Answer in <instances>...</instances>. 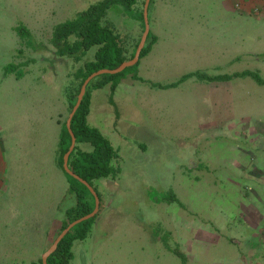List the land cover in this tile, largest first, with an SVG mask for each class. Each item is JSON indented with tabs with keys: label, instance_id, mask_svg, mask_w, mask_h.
<instances>
[{
	"label": "rangeland",
	"instance_id": "1",
	"mask_svg": "<svg viewBox=\"0 0 264 264\" xmlns=\"http://www.w3.org/2000/svg\"><path fill=\"white\" fill-rule=\"evenodd\" d=\"M99 1L0 0V121L8 116L10 123L12 112L17 117L16 131L8 129L7 134L8 175L15 179L0 195V264L37 262L52 246L40 254V239L57 220L51 207L52 178L63 174L51 168L56 115L66 108L73 74L94 58L95 48L80 62L55 54L63 59L58 65L22 70L23 78L5 67L25 56H20L21 47L38 51L39 63L47 62L55 49L53 27ZM137 1L136 8L144 10L146 0ZM263 12L264 0L251 9L241 0H151L150 26L154 16L175 18L165 23L163 38L170 45L173 32L176 46H169L143 76L175 84L194 75L165 91L142 84L139 76L135 85L123 78L114 92L111 84L92 91L88 123L111 141L119 171L94 181L99 212L88 237L75 241L72 264L223 263L226 247L218 233L248 205L243 178L264 171V85L241 75L252 72L264 79V52L260 61L244 53L264 51V25L248 23L247 30L261 39L248 33L243 40L238 21ZM107 16L125 38L130 55L144 32L140 22L118 6ZM19 28L34 32L33 37H20ZM199 73L232 80L221 84L219 96ZM78 84L71 102L78 99ZM112 95L116 106L110 103ZM69 114L68 108L62 122ZM8 193L16 195L5 198ZM76 201L72 194L63 206L73 207ZM183 242L191 250L181 248Z\"/></svg>",
	"mask_w": 264,
	"mask_h": 264
},
{
	"label": "trees",
	"instance_id": "2",
	"mask_svg": "<svg viewBox=\"0 0 264 264\" xmlns=\"http://www.w3.org/2000/svg\"><path fill=\"white\" fill-rule=\"evenodd\" d=\"M137 2V0H102L91 5L87 10L79 12L73 19L55 26L53 45L56 49V55L61 57L70 56L73 57L76 62H80L90 50L95 48L94 58L85 62L83 67L78 69L75 73V77L79 80L76 90L77 94L80 93L84 81L93 73L104 69L114 70L123 62L134 57L141 38L133 47L131 54L128 55L125 38L117 31L113 24L108 22L107 15L112 8L116 6L121 7L125 14L130 15L133 20L140 22L144 31V10L140 11L136 8ZM19 32L22 37L29 36V31L26 28H19ZM153 44L154 40L151 39L150 33L140 59L151 51ZM138 65L139 62L120 74L102 75L92 80L72 120V130L76 136L77 142L75 150L70 155L69 166L75 174L92 186L95 180L114 176L119 171L113 165V162L117 160L119 155L111 141L98 128L91 127L88 123V116L91 112L92 91L111 84V88L114 92L122 79L136 70ZM191 75L194 74H188L178 83H173L164 87L178 85ZM236 75L238 76V74ZM241 75H250L259 83H264V80H262L257 73L243 72ZM197 76L208 82L227 81L232 79V76L229 75L209 76L199 73ZM134 78L140 79L137 75H135ZM76 102L77 100H75V102H70V112ZM110 103L116 106L113 95L110 99ZM71 142L72 138L67 129L66 122H63L60 138L59 164L69 181L70 192L76 194L77 203L74 207L66 210V220L62 224L60 233L70 223L90 214L95 208V198L89 189L80 181L67 174L63 168L64 155L68 152ZM83 143L90 144L92 150L83 151L80 149L79 145ZM96 192L100 197L99 192L97 190ZM94 219L95 217L76 225L64 237L57 250L49 256L48 264H72L74 260V243L75 241L84 240L88 237L94 224ZM29 264H43V261L39 259L37 262H31Z\"/></svg>",
	"mask_w": 264,
	"mask_h": 264
},
{
	"label": "crops",
	"instance_id": "3",
	"mask_svg": "<svg viewBox=\"0 0 264 264\" xmlns=\"http://www.w3.org/2000/svg\"><path fill=\"white\" fill-rule=\"evenodd\" d=\"M258 1L259 0H241V3L245 6V8L251 9L256 3H258ZM164 18L165 17L161 18L160 16H154L153 28L152 26H150L151 39L154 40L152 49L146 56L140 59L138 65V71L130 73L128 76H126V78L123 79V82L127 80L130 81L132 85H135L137 82H135L134 76L137 75L143 79L142 84L149 85L151 87V83H152L153 85L152 87L155 89L159 88L160 90L165 91L168 89L177 88V86L161 87L173 83L161 84L152 81L149 77L143 76L144 72L150 70L155 64L159 63L157 62L159 56L162 57L169 46H176L174 43L176 42V38L173 32H172V40H174V42H171L170 45H168L165 42V39L163 38L165 23H167V21L172 22L175 18H172V16H170L169 18H165V19ZM255 18L256 19H251L249 16H246V17H240L238 19V21L243 24L242 28L240 27L241 29L239 31L240 34L244 35L243 40L246 39L248 33H250L251 35L253 34L252 31H248L251 30L248 29L249 27L248 23H251L250 25L252 27H258L259 25H264V12L262 13V16H256ZM54 28L55 27H53V30ZM28 31H29V36L33 37L34 32L32 34L30 30ZM41 31L42 30L38 31V33ZM253 35L255 36L256 40L260 41L261 37L258 33ZM20 37L22 36L20 35ZM255 46H259V43L255 44ZM36 52H32L30 48L25 49L21 47L19 51L20 56L22 55L25 56L22 59H20V62L11 63L9 64V66L5 68L7 69V71L8 70L18 71L19 73H17V78H21V77L23 78L25 77V75L20 73L22 70L31 71L32 69L34 70L36 67L44 63H48L54 66V65H58V63H60L63 60V59L59 60L58 58H56L55 49H53L52 58H48V60L46 59L47 62H44L43 60L41 63H39V61L35 57ZM260 52H264V51H259V50L244 51L245 55L256 56L258 61H260V59L258 58ZM80 68L82 67L79 66L78 69ZM73 79L74 82L70 86L67 95L66 108L56 115L58 131H56L57 134L55 141L56 148L54 152L55 155L53 162H51V168L54 173L59 172L63 174L59 176V178H52L53 185L50 191L52 192L53 195H55V200L51 204V207L55 211V214H57V220H54V223L50 227L48 231L49 233L46 235V237L40 239L39 246L40 248H42L40 254L45 252L46 248L52 245L51 241L53 240V237L57 232L61 230L62 224L65 220V212L66 210L69 209L63 206V201L64 199H66L67 196L74 194L70 192L69 181L59 164L60 138L62 131V123H63L62 118L69 108V104L71 102V97H72V91L75 90L77 84L79 83V80L75 77V74H73ZM262 80L264 79L262 78ZM203 82L204 83L207 82L209 84L211 92H213L215 95L220 96V93L224 91V89H222L221 87V84H225V82H229V80L217 81V82H208L206 80L205 81L203 80ZM157 85H160V87H158ZM211 85H213L212 88ZM259 85L263 86L264 83H259ZM209 86L206 87L209 88ZM114 102L116 103L115 100ZM10 116L12 120L10 121V123L7 122L6 119L8 118V116L3 117L0 121V195L4 193L2 192L3 187H8L10 180L15 179V178H10V175H8V173H10L11 165L9 164L8 161L9 148L7 145L9 139L7 137V134H8V129L9 132L16 131L17 117L14 112L10 113ZM85 144L86 143L80 144L79 145L80 149H82L83 151H91L92 149L87 150L85 148ZM13 147L15 148L16 146ZM244 171L245 170H243V172ZM256 176H258V178ZM250 177L251 178H243L245 181V186H244L245 192L242 195L245 200V203H248V205L244 206L242 210L238 212L239 217L236 220L234 221L229 220L225 224L223 228L224 231L223 234L218 233V238H223L224 240L226 253L223 263L220 261L219 263H215V264H264V171H260L259 174ZM55 189L58 191L57 194L56 192L54 193ZM47 190L49 191V187L47 188ZM3 195L5 198L12 199L13 195L16 194L8 193ZM185 244L186 243L183 242L181 248L182 247L184 248ZM185 247L186 249L191 250L190 243H187Z\"/></svg>",
	"mask_w": 264,
	"mask_h": 264
},
{
	"label": "water",
	"instance_id": "4",
	"mask_svg": "<svg viewBox=\"0 0 264 264\" xmlns=\"http://www.w3.org/2000/svg\"><path fill=\"white\" fill-rule=\"evenodd\" d=\"M150 2L151 0H146L145 1V5H144V21H145V29L141 38V41L137 47V50L135 52V55L132 59L123 62L118 68L114 69V70H109V69H104V70H100L98 72L93 73L92 75H90L83 83L80 93L78 95V99L77 102L75 104V106L73 107V109L71 110L69 117L67 119L66 125H67V129L71 135L72 138V142H71V146L68 150V152L64 155V162H63V168L65 170V172L67 174H69L70 176H72L73 178L77 179L78 181H80L82 184H84L89 191L91 192V194L94 196L95 198V208L93 210V212H91L90 214L75 220L74 222L70 223L55 239V241L53 242L52 246L45 252V254L42 256V261L43 264H48V258L50 255H52L58 248L59 244L61 243V241L64 239V237L78 224L87 221L89 219H92L94 217H96V215L99 212V208H100V197L98 195V193L96 192V190L94 189V187L89 184L87 181H85L84 179H82L81 177H79L77 174H75L69 166V159H70V155L72 154V152L75 150L76 147V136L72 130V120L76 114V112L78 111L84 96L87 92V87L90 84V82L92 80H94L97 77H100L102 75H117L122 73L123 71H125L127 68L133 67L134 65H136L139 60H140V56L141 53L143 51V49L146 46L147 43V39L148 36L150 34V23H149V16H148V11H149V6H150Z\"/></svg>",
	"mask_w": 264,
	"mask_h": 264
}]
</instances>
